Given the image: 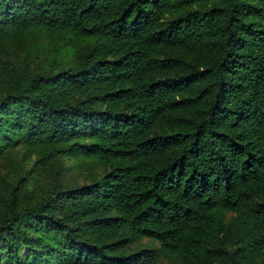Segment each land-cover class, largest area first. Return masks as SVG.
<instances>
[{"label": "trees", "instance_id": "obj_1", "mask_svg": "<svg viewBox=\"0 0 264 264\" xmlns=\"http://www.w3.org/2000/svg\"><path fill=\"white\" fill-rule=\"evenodd\" d=\"M33 39L0 69V159L36 155L0 264H264V0H0V49Z\"/></svg>", "mask_w": 264, "mask_h": 264}, {"label": "rangeland", "instance_id": "obj_2", "mask_svg": "<svg viewBox=\"0 0 264 264\" xmlns=\"http://www.w3.org/2000/svg\"><path fill=\"white\" fill-rule=\"evenodd\" d=\"M37 39H33L30 45L18 47V46H6L0 49V69L5 66V61H10L14 66L18 74H22L21 67L24 60L27 58L31 67H34L35 63H43L50 59L54 54L56 47L55 43L44 42L37 43ZM29 154V153H27ZM36 157L35 154L27 155V160L23 159L24 165L28 162L27 166ZM20 162H22L20 154L6 155L0 159V174L3 173L7 177L15 178L16 174L24 169V165L21 168ZM64 180L70 184H83L86 180L87 169L89 167L87 159H81L79 157H66L63 161ZM21 168V169H20ZM4 185V183L1 182ZM159 264H172L167 260L161 261Z\"/></svg>", "mask_w": 264, "mask_h": 264}]
</instances>
